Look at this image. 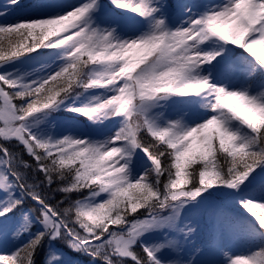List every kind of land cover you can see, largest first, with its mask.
Instances as JSON below:
<instances>
[{
    "label": "snow or ice",
    "instance_id": "obj_1",
    "mask_svg": "<svg viewBox=\"0 0 264 264\" xmlns=\"http://www.w3.org/2000/svg\"><path fill=\"white\" fill-rule=\"evenodd\" d=\"M111 3L144 19L149 31L122 39L114 34L115 29L93 27L91 17L102 7L100 0L67 5L43 18L0 24V67L40 49L63 48L66 53L61 57L66 63L59 70L34 80L0 72V218L17 217L11 232L0 225V241L8 235L19 238L29 233L27 244L10 255H0V264H35L41 249L56 240L103 264H116L113 257H131L135 264H182L178 256L162 260L156 255L164 245L141 243L146 254L142 258L134 251L142 234L159 226V211L179 209L187 199L194 200L218 185L238 189L257 167L264 166V123L242 122L228 103L247 100L252 107H264V102L246 92L214 85L195 72L220 55L196 50L211 37L244 49L264 65V0H224L198 17H189L186 26L176 30H168L164 19L158 18L163 15L164 0ZM12 5L19 7V0H6L0 15ZM97 87L110 92V98L94 96L82 107L68 110L93 120L122 116V126L114 136L93 143L71 136L46 139L33 131V122L41 113L46 115L70 95H79L77 89ZM201 93L209 99L205 106L215 114L195 127L182 129L177 122L160 129L146 116L148 103L156 98ZM14 101H20L19 105ZM232 120L245 125L249 134L231 130ZM142 133L153 139L152 144L142 143ZM10 145L22 146L21 151ZM152 147L158 151L153 153ZM136 149L148 156L153 167L131 182L129 165ZM24 152L34 164L23 159ZM198 163L200 168L187 171ZM165 173L167 180L162 181ZM197 174L198 186L184 187L188 177L195 181ZM57 177L70 180L55 189L65 194V200L54 204L49 192ZM83 189L88 190L86 197L63 207L69 194ZM102 194L108 198L103 199ZM29 200L34 202V210L26 211ZM241 205L264 228V215L257 212H264V201L242 200ZM138 209L146 210V218L129 222L128 215ZM110 225L117 228L110 229ZM169 244L175 247L174 241ZM261 257L264 248L229 264H257Z\"/></svg>",
    "mask_w": 264,
    "mask_h": 264
},
{
    "label": "rangeland",
    "instance_id": "obj_2",
    "mask_svg": "<svg viewBox=\"0 0 264 264\" xmlns=\"http://www.w3.org/2000/svg\"><path fill=\"white\" fill-rule=\"evenodd\" d=\"M29 1L19 0V7L12 5L5 15H0V24L15 23L21 19L43 18L54 14L67 5L79 6L88 2V0ZM109 2L111 3V0ZM223 2L224 0H164L163 15L158 14V18L164 19L168 30H176L181 25L186 26L184 22L189 17H198L207 9ZM100 3L102 7L94 12L91 17L92 26L98 30L115 29L114 34L122 39L135 38L149 31L150 25L135 13L121 12L122 10L119 9V11L110 10L105 3H102V0ZM5 6L6 0H0V11H3ZM68 10L74 9L69 8ZM66 34L62 33V35ZM221 43L222 46L218 37H211L208 41L197 46V51L205 54L219 52L220 55L216 56L211 63L202 64L195 72L201 77H208L214 85L223 86L229 91L246 92L264 102V85L259 86L255 83L252 87H245L244 83L247 82L249 74H251L250 68L247 69L242 64L229 62L226 58L227 54H225V52L227 53L225 47L228 46L226 42L221 41ZM65 55L63 48L49 49L44 54L15 59L0 67V72L12 73L14 77H19L23 81L34 80L59 70L66 63V60L61 58ZM102 95H108L110 98L111 93L107 92L105 88L97 87L85 91L81 96L77 97L75 94L70 96L58 108L49 111L46 115L41 113L33 122V131L43 138L52 140L71 136L93 143L104 142L120 129L123 123L122 116L101 117L93 120L78 112L68 110L70 107H82L92 97ZM208 103L209 99L203 93L188 95V97L168 94L150 101L146 116L160 129L167 128L170 123L177 122L182 129H189L204 123L215 114L205 106ZM0 126H3L2 122H0ZM228 126L231 130L244 135L234 120ZM138 150H134L131 155L132 163L129 165L131 182H135L137 177L144 174L150 164L146 154ZM209 159L211 160V157ZM209 171H212V168ZM252 185L255 189L251 191V194H247ZM239 187L245 195L237 198V191H234L231 199L222 201L223 206L212 203L207 205L204 200H200L198 203L191 200L184 202L179 209L172 208L170 215L159 217V226L150 227L148 231L142 234L138 245L141 243L148 247L164 245L165 247L160 248L156 255L162 260L175 259L178 256L182 264H229L230 260L236 257L251 255L259 251L264 248V243L262 246L259 245L264 240L259 231L264 233V228L260 227L259 222L253 216L247 217L246 215V222L248 225L252 224L249 227L240 225L237 218L240 219L238 215L247 212L241 205L242 200L264 201V166L257 167ZM210 189L212 193H216L221 191V186L218 185ZM102 197L107 199L108 195L102 194ZM97 200L103 202L100 197ZM257 212L264 215L260 209H257ZM16 222L17 217L10 216L6 221L0 218V225L8 232L14 229ZM254 226L259 229L255 231ZM186 227L191 228L192 231H182ZM209 233L211 238L202 242L204 235ZM24 234L19 238L11 235L5 236L0 241V255H10L22 246L29 237L28 235L24 236ZM170 241L175 242V247L169 244ZM176 249L179 251L177 252ZM122 259L132 258L125 257ZM45 263L93 264L70 257L62 249L55 247L52 242L47 245Z\"/></svg>",
    "mask_w": 264,
    "mask_h": 264
},
{
    "label": "trees",
    "instance_id": "obj_3",
    "mask_svg": "<svg viewBox=\"0 0 264 264\" xmlns=\"http://www.w3.org/2000/svg\"><path fill=\"white\" fill-rule=\"evenodd\" d=\"M41 1L42 0H30L29 2H41ZM105 1L106 0H102V3H105L106 7L108 9H110V10L112 9L114 11L121 10V9L118 10V8H115L114 6H112V4L109 2V0L106 1V2ZM121 12H123V10ZM220 44L222 46L221 41H220ZM226 44L229 47V48L225 47V50L227 51V53L225 52V54H227L226 58L228 59V61L229 62H233V63L235 62L237 64H242L247 69L250 68V73L251 74H249L248 80H247L246 83H244V86L245 87H252L255 83L259 84V86L264 85V65H261L260 63H258L255 60L257 58L256 57H251V54L247 53L244 49H242V48H240L238 46L232 45L230 42H226ZM48 50L49 49H40L37 52H33V53H31L29 55H26V56H21L20 58L35 56V55H38V54H44ZM258 51H259V49H258ZM83 59H87V56L83 57ZM151 59H152V57L149 58V60H151ZM5 87H6V90L11 91L10 89H7V86H5ZM77 92L80 93L79 95H77V97H78V96H81L82 93H84L85 91H83L81 89H77ZM176 95H179V94H176ZM70 96H72V95H70ZM70 96H69V98H70ZM179 96L180 97H188V95H179ZM14 103H17L19 105L20 101H14ZM234 121L237 124V126H239V128L242 130L244 135L249 134V130L246 128L245 125L241 124L239 121H236V120H234ZM139 139H141L142 143H144L146 145L152 144V142H153V139L148 134H145V133H142L141 136L139 137ZM0 142H3V141H0ZM216 144L218 146V141H216ZM10 147H12L14 151L20 152L22 146L10 145ZM151 150L153 151V153H155L156 151H158V148L157 147H152ZM138 151H140V150H138ZM22 157L27 162L34 164V161L28 156V154L26 152L22 153ZM218 159H219V162L221 164L224 163L223 154H220L218 156ZM166 166H167V162H165V167ZM152 167H153V165H152V162L150 160V164L148 166V169H150ZM193 168H196V169L200 168V163H198L196 165H193L187 171L191 172ZM210 168H211V166L209 167V169ZM173 171H174V169H173ZM36 178H38V177H36ZM188 179H189V183L187 185H185L184 187L191 188L193 183H196L197 186H198V174H197V178H196L195 181H193L191 179V177H188ZM69 180H70V177H68V178H66L64 180H61L59 177H57L55 179V181H54V183L52 185V191L49 192V198L52 200V202L54 204L58 203L59 201H64L65 200V194L63 192L55 191V189L65 186L68 183ZM161 180L162 181H166L167 180V173H165V175L161 177ZM239 188L238 189H231V188H227L226 186H221V191L216 192V193H212L211 189L209 188L208 190L204 191L201 194V196L197 197L196 199L193 200V199L189 198L186 201H191L192 200L193 202L198 203L200 200H204V202H206L207 205L212 203L213 205H218V206L222 205L223 206L222 201L224 199H231V196L234 193V191H237V198L238 197H243L245 195ZM248 189H250V188H248ZM254 189H255V187L252 185V188L249 190V192L247 194H251V191L254 190ZM87 195H88V190L87 189H83L80 192L71 193V194H69V199L63 204V207H68L69 206V202H74L75 200H82ZM28 209H33L34 210V202L31 201V200H29L27 202V204H26L25 210L27 211ZM230 209L234 210L233 208H230ZM171 210H172V208L161 209L159 211V217H163L164 215L167 216V214H169L171 212ZM246 215H247V217L248 216H250V217L252 216L249 212H246L245 214H239L238 216H240V219L237 218V222L240 225L249 227L252 224L248 225V223L246 222V220H247L246 219L247 218ZM146 216H147V212H146L145 209H138L137 213L129 214L127 219H128L129 222H131L133 220L145 219ZM73 226L76 227L77 229L79 228V225H73ZM33 227L34 228H38L39 225L38 224H34ZM109 227H110V229H116L117 228V226H113V225H110ZM254 229L256 231L259 228L254 226ZM259 233L261 235H263L261 237L264 238V233L261 232V231H259ZM25 235L29 236V233L24 234V236ZM28 240H29V237L27 238L26 242L23 245L27 244ZM52 243L54 244L55 247H57L59 249H62V251L65 252L70 257L76 258V259H78V260H80L82 262H85V263L91 262L93 264H103V262L100 261L98 258H97V260H93V257L90 256L89 254L85 253V252L74 251L64 241L56 240V241H52ZM263 243H264V240H262L259 245L262 246ZM22 246H20L18 248H21ZM134 251L141 258L146 255L145 253H143L142 247H139L138 244L134 248ZM46 253H47V245H45L41 249L39 255L36 257L35 264H45ZM113 259H114V261H116V264H135V261H133L132 259H122V258H119V257H113Z\"/></svg>",
    "mask_w": 264,
    "mask_h": 264
},
{
    "label": "clouds",
    "instance_id": "obj_4",
    "mask_svg": "<svg viewBox=\"0 0 264 264\" xmlns=\"http://www.w3.org/2000/svg\"><path fill=\"white\" fill-rule=\"evenodd\" d=\"M232 105L233 114L237 119H240L242 122L248 121L264 123V107H252L247 100L243 102H232L229 101ZM250 113L252 116L250 117ZM257 264H264V257H261Z\"/></svg>",
    "mask_w": 264,
    "mask_h": 264
}]
</instances>
